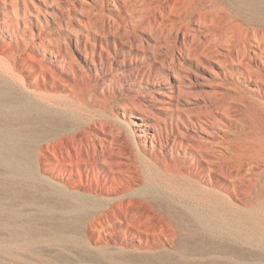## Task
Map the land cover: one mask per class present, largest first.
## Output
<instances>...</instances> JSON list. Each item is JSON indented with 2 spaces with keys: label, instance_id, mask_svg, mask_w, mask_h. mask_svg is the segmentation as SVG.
Listing matches in <instances>:
<instances>
[{
  "label": "rangeland",
  "instance_id": "obj_1",
  "mask_svg": "<svg viewBox=\"0 0 264 264\" xmlns=\"http://www.w3.org/2000/svg\"><path fill=\"white\" fill-rule=\"evenodd\" d=\"M0 264H264V0H0Z\"/></svg>",
  "mask_w": 264,
  "mask_h": 264
},
{
  "label": "bare ground",
  "instance_id": "obj_2",
  "mask_svg": "<svg viewBox=\"0 0 264 264\" xmlns=\"http://www.w3.org/2000/svg\"><path fill=\"white\" fill-rule=\"evenodd\" d=\"M17 6V5H16ZM9 15L7 16V20L10 22L9 24H8V26L10 27V26H17L18 27V29H21L22 28V21L24 22V25L26 26V23H27V21H26V19L24 18V15L26 14V11H23L19 6H17V7H13V9L12 10H10L9 12H7ZM21 14H22V16H21ZM22 20V21H21ZM13 29V28H12ZM15 30V29H14ZM14 32V31H13ZM242 39H240V38H238L237 39V37H236V39H234L233 38V40L231 41V43H230V45H231V47H234V49L236 50V58H234V56H233V58H232V60H234L236 63H238V64H244L245 66H247V64H245L246 63V61L244 62V58H245V55H246V51H247V42H242L241 41ZM241 43H243V47H242V45H241ZM228 44V43H227ZM259 45V44H258ZM256 55H259V53L257 52L256 53ZM250 57H251V55H250ZM248 63V62H247ZM249 64V63H248ZM249 67H250V64L248 65ZM246 67L247 68V70L249 71V74H250V77L252 76V77H254L253 76V74H252V70H251V68L252 67ZM255 74H256V72H255ZM14 75V74H13ZM8 76H10V75H8ZM12 77V76H11ZM251 77V78H252ZM15 78V80H16V77H14ZM254 79H256V78H254ZM11 80H12V78H11ZM14 80V82L16 83V81ZM258 80V79H257ZM21 81H23V80H21ZM255 81V80H254ZM19 82V81H18ZM21 84V83H20ZM38 98H39V96H38ZM213 121V120H212ZM214 122V121H213ZM211 148H205V147H203V146H199L196 150L198 151V153H200V152H203V151H209ZM201 154V153H200ZM94 162H96V161H94ZM91 163V162H90ZM97 163V162H96ZM89 164V163H88ZM91 165H95V163H93V164H91Z\"/></svg>",
  "mask_w": 264,
  "mask_h": 264
}]
</instances>
